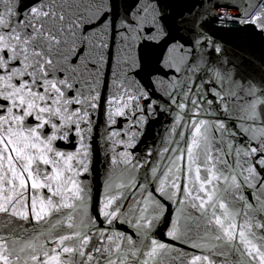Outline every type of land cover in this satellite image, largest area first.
I'll return each instance as SVG.
<instances>
[{
  "label": "snow or ice",
  "instance_id": "obj_1",
  "mask_svg": "<svg viewBox=\"0 0 264 264\" xmlns=\"http://www.w3.org/2000/svg\"><path fill=\"white\" fill-rule=\"evenodd\" d=\"M196 6L0 0V264H264V71ZM214 8L264 38V0ZM97 113L112 154L90 210Z\"/></svg>",
  "mask_w": 264,
  "mask_h": 264
},
{
  "label": "water",
  "instance_id": "obj_2",
  "mask_svg": "<svg viewBox=\"0 0 264 264\" xmlns=\"http://www.w3.org/2000/svg\"><path fill=\"white\" fill-rule=\"evenodd\" d=\"M201 2L203 3V8L199 6ZM235 2L236 0H177L178 7L176 11L187 14V10L193 4L197 5L192 10L193 16L202 11H209L210 15L206 18V27L211 38L226 49L229 57L237 56L243 58L245 61H249L250 63L245 65L244 71L258 77L264 71V64H262V61H264V38H261L251 30H245L242 25L234 23L231 19L227 21L216 19L217 16H236L238 13L235 11H224L220 8H214L215 5H227ZM236 62L239 63L240 60L237 59ZM153 119L154 123L149 125L147 134L143 136L142 142L137 145V148L132 150L137 157H144L148 151L153 150L154 145L156 147L159 146L160 134L168 126V121L171 118ZM93 125L94 151L90 165L91 170L90 173L86 174L87 179L85 181L92 189L91 195L93 201L90 202V210L97 197L102 199L104 181L110 165L109 157L112 154L110 145L105 144L104 134L106 129L104 127V116L97 113ZM70 147L71 145H61L62 150ZM157 238L161 240L166 239L163 222L159 225Z\"/></svg>",
  "mask_w": 264,
  "mask_h": 264
}]
</instances>
